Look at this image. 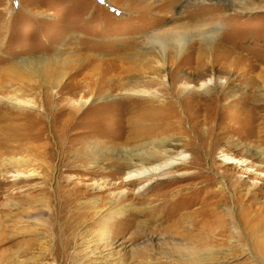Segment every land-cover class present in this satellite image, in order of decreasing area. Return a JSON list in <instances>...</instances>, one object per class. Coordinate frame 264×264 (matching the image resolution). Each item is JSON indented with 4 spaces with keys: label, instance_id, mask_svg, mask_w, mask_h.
<instances>
[{
    "label": "rangeland",
    "instance_id": "1",
    "mask_svg": "<svg viewBox=\"0 0 264 264\" xmlns=\"http://www.w3.org/2000/svg\"><path fill=\"white\" fill-rule=\"evenodd\" d=\"M227 1L0 0V233L5 242L0 246L1 264L9 259L13 264H182L169 255L173 243H181L172 236L186 233L188 215L194 218L201 207L207 183L216 191L212 210L225 221L216 223V257L209 263L264 264V234H253L239 222L240 206L246 204L264 221V182L218 160L220 148L231 142L264 153V9L234 13L226 10ZM212 15L219 31L208 55L221 62L240 61L242 70L252 66L246 79L234 81L237 88L246 89L244 94L239 90L235 103L198 90L206 77H192L197 74L191 66L200 48L197 39L189 42L193 52L186 51L178 62L169 55L179 28ZM150 36L171 46L163 58L157 45L147 43ZM152 58L167 65L166 78L160 76L156 83L149 77L157 70L146 65ZM219 74L237 78L239 71ZM135 82L157 92L162 101L154 104L157 111L146 97L126 95ZM185 83L190 85L187 91ZM209 107L207 124L200 110ZM150 131L154 132L147 136ZM151 140L182 142L186 162L196 161V169L176 167L170 177L149 182L140 191L141 184L123 182L122 169L107 161L110 150L104 147L134 151L141 141ZM234 151L232 156L239 158L240 151ZM100 157L105 160L103 169L92 164ZM14 160L22 161L18 172L23 178L12 182L8 176L14 167L7 175L4 168ZM198 171L200 180L186 179ZM241 175V186H236L234 179ZM251 183L252 196H243ZM110 205L127 212L112 225V246H96L97 255L91 257L84 241L95 240V222ZM6 222H11L12 232L4 227ZM41 222L46 232H35ZM70 222L69 257L62 261L59 251ZM17 229L30 230L15 235ZM41 237L49 241L44 245L50 249L48 256L11 260L9 253L20 243ZM40 252L34 251V256Z\"/></svg>",
    "mask_w": 264,
    "mask_h": 264
},
{
    "label": "bare ground",
    "instance_id": "2",
    "mask_svg": "<svg viewBox=\"0 0 264 264\" xmlns=\"http://www.w3.org/2000/svg\"><path fill=\"white\" fill-rule=\"evenodd\" d=\"M185 1L187 4H189L193 0H185ZM197 1H204V0H197ZM227 2L228 3H225L226 8H228L226 10L230 11V12L233 11L234 13L237 12V13L242 14V13H248V12H253V11H258V10L264 9V4H261L258 1L256 2V0H237V1H227ZM186 6H188V5H186ZM224 9H225V7H224ZM195 16H196V14H195ZM200 18H202V17H200ZM218 20H220V18H218ZM218 26H219V22L216 23V15L215 16L212 15L206 19L197 20L196 22H194V24L191 23L190 25H183L181 28H179V30L181 29V34H178V33L176 34L175 29H174L173 33H175L176 35L174 34L175 36L172 38L174 40L173 45H172L173 48L171 50H169V55H173L174 60L176 62H178L177 61L178 58L183 53H185L186 51H188L189 53L193 52L192 48H194V47L190 48L189 44L191 43L190 41H192L193 39H197L199 44H200V48L197 49L198 51L196 50V52H197L196 53L197 54L196 61L191 65V66H193V68H192L193 71L197 74H195L196 76H192V77H193V79H197V78L202 79V78L206 77V80H204V79H203L204 81L201 80L200 88L198 90H203V93H205V94H207V93L211 94L212 92H215V93H217V95H219V97L226 96V98L228 99L227 103L229 104L231 102H234L236 100V98H238L239 90H241L242 92L244 90H246L245 88H237V86L234 85V81L237 79H243V80L246 79V76L249 74V72H250L249 70L252 68V66H250V69L242 70V69H240V67L242 65V63H240V61H232V62L223 61V62H221V61H216V57L214 58L213 55H211V53H210V55H208L209 52L211 51L212 45L214 44V41L216 39V34L219 31ZM182 32H184V33L182 34ZM160 39L161 38L157 39L156 36H150L147 38V41H148L147 43L151 44L153 47H154V44L157 45L161 51L159 53L160 58H163L164 56H162V55H165L166 49L170 48L171 46L166 45L165 42L161 41ZM162 51H164V52H162ZM152 61H153V58H152V60H146V65L149 64L148 66H149L151 71L157 70V73H155V72L150 73L151 77H149L151 79V83L152 82L156 83V81L159 82V80L161 78L160 76H163L164 78H166V75L168 74V73H166L167 72V65L164 64L163 61H162L163 63L162 62L159 63L157 60H156V62H152ZM140 63H138L139 66H142ZM177 64H180V62L176 63V65ZM228 69L230 71L238 70L239 71V75H237L238 77L235 78L234 76H232L230 74H227L224 77L220 76L219 71H221V70L228 71ZM250 74H251V72H250ZM167 79H169L168 76H167ZM148 82H150V81H148ZM189 86H190L189 84L185 83L183 85L184 91H187ZM263 91H264V89H263ZM263 91L261 92V95L264 96ZM242 92H241V94H244V92L243 93ZM125 93H127L126 95H128V96H135V97L143 96L144 98L146 97L148 99V101L151 102L150 107L154 111H157V107H155L154 104H159V103L161 104V102H162V101H160V97L158 96L157 92L149 91L145 88H139L137 86L136 82L134 84H132L127 90H125ZM207 101L209 103H213L212 100L207 99ZM203 102L206 103L205 101H203ZM19 104H20V102H18V105ZM83 105L84 104L81 103L79 106L83 107ZM206 106H207V104H206ZM199 110H196L197 113H199ZM208 110L210 111L211 108L210 109L204 108V110H200L202 113V115H200L202 118V120H201L202 122H206V123L210 122V119H209L210 115H209V112H207ZM158 111H159V109H158ZM162 111H164V110H162ZM210 113H211V111H210ZM166 114H168V113H166ZM242 114H244V112H242ZM156 117H158V116H156ZM207 120H209V121H207ZM193 122H195V121H193ZM170 123H172V122H170ZM196 123H197V125L200 124L199 121H196ZM154 131L148 132L147 136H149ZM140 143H141V146L134 151H129L125 148H108L107 146L104 147L105 151L110 150V153L108 154L107 161L111 160L113 163H115V165L119 166L120 170L122 169L120 171L122 173V181L127 182L128 184L138 183L139 185L140 184L142 185L140 188H138V191L143 190L144 187L148 186L149 182H152L155 180H160L161 178H165V177H170L171 171L176 167H179V166L186 164V166L187 165L189 166L188 168L194 169V167H195V169H196V166H195L196 161L194 162V160L192 159L188 163L186 162L187 157L185 156L186 153L184 152L186 147L180 141L172 140V141H165V142L164 141L163 142L162 141L157 142V141L151 140V141H145V142L141 141ZM227 145L228 146H226V147H221V148L218 147L221 149L219 151V158H218V160L221 162V164H223L225 166L232 165L234 168H238L240 170V174H242V175L244 174L247 176H256L260 182H261V180H263V182H264V153L260 152L258 150L257 151L259 153H257L256 151L252 153L251 152L252 149L250 148V146L248 148L241 147V146L239 147V146H237V144H233L232 142L228 143ZM187 147H189V146H187ZM210 148H212L211 144L209 145V149ZM209 149H208V152H210ZM234 149L235 150L237 149V151H240L239 152L240 153L239 158L232 156V152H235ZM211 151L213 152V150H211ZM114 152H115V154H113ZM251 158H257L259 160V162L256 163V161L254 160L255 161L254 162ZM104 161L105 160H103L102 157H100V158H97L96 161H92V164L94 167H98V168L100 167V169H103V167L105 166ZM210 162H212V161H210ZM9 163H10V165H8V168H4V171H5V174L7 175V173H8L7 169H11L14 167V170L12 171L13 175L11 174L10 176H8V178H12V182H14L17 179L22 177V172L21 173L18 172V166H20L22 164V161L21 160H14V162L9 161ZM201 167H202V165H201ZM197 170H198V168H197ZM224 173H226V172L224 171ZM198 174H199V171L195 172L191 175L186 176V179H189V181H192V182H195V180H200L202 177ZM242 175L240 177H237L234 179L236 186H239V185L241 186V183H242L241 178H243ZM203 180H201V181H203ZM257 181H254V182H257ZM254 184L251 183V186L249 188L247 187L246 193L243 196H246V195L248 197L252 196L250 194V192H251V189L254 187L253 186ZM211 185H212V183H207L206 185L203 186L206 189H208V191H205L206 197L205 198L203 197L204 199L201 198V200H200V206L201 207L198 209V211L194 212L195 217L192 218L193 213L188 215V218L190 219L191 223L187 226L186 233L175 232L172 236V238L174 240L178 239L179 241H181V243H177V242L173 243L174 246H173V248H171L169 250L170 251L169 255L171 257L175 258L178 262L181 261L180 263H182V264H210L209 262L214 261V259L216 257V223L219 226H221L223 224V222H225V221L223 220L222 217L217 216L216 213H214L212 210L214 203H216V191H214L212 189L210 190V188L212 187ZM221 185H222V183H221ZM198 191H200V190H198ZM201 193L204 194L203 191ZM122 194H124V193H122ZM119 196H120V194H119ZM89 203L92 207H94L96 205V201H90ZM111 205H113V203H111ZM111 205H110V210L107 211L104 214V216H101L99 218L98 222H95L96 228H95V231L93 234V237H95L94 238L95 240L93 241L91 239L89 242L84 241L85 246H86V247L85 246L84 247L86 250H88L87 253L92 255L91 257H95L97 255L96 249H98V248H96V246H98V245L99 246L103 245L104 247H111L112 246V244H113L112 243L113 234L111 231L112 227H113L112 225L117 224V222H115V220L117 218H120V216L122 214L127 212L125 210L126 209L125 207L113 208V206H111ZM237 205H239V204H237ZM240 207L243 211L240 210L241 212L239 214V222L244 223L247 230H249L253 234L256 232H260V233L264 234V221L262 222L263 224L260 222L261 221L260 219H262L261 218L262 214H260V213L258 214L257 210L252 212L253 206L251 204H248V205L246 204L245 206H240ZM263 207L264 206H262V208ZM95 208H97V207H95ZM260 209L261 208H259V210ZM251 213H252V215H251ZM133 218L134 217H132L131 221L134 220ZM128 221H130V220H128ZM257 222L260 225L256 224ZM7 223H8V226L5 225L4 227L5 228L9 227L8 230L10 232H12L13 226H11V224H10L11 222H6V224ZM78 223L80 224V222H78ZM72 226H73V222H70V224L68 226H66V228H65V235H64V238L62 240V248L60 247V250L62 251V253H60V251H59V254L62 257V261L63 260L66 261V259L69 257V255L67 254V250L69 249V246H70V243H69L70 240L68 238V235L69 236L72 235ZM1 227L2 226H0V228ZM46 228L47 227L45 226V223L41 222V224H38L35 226V232H39V231L40 232H46V230H47ZM29 230L30 229H24V230L23 229H20V230L17 229V230H14L13 233L15 235H23L25 233V231H29ZM219 235H220V233H219ZM33 236H35V235L32 234L31 237H33ZM73 238H74V236H73ZM36 241L26 240V241H23L22 244L20 243V245H19L20 247L17 248L16 251L9 253V255L11 256V260L13 261L14 258L17 256H22V257L23 256H25V257L31 256L32 259H38L41 257L48 256L47 253L50 252V249H47V247L44 245H47L49 241L42 239V237L40 240L37 239ZM80 241H81V239H80ZM4 244H5V242L2 240L1 233H0V246H2ZM38 246H41L42 248L39 249ZM34 251H37V252L41 251V252L38 254V256H34ZM108 255H111V253L106 254V256H108ZM108 258H109V256H108ZM111 261H112L111 264H115V263H113L114 262L113 260H111ZM10 262L11 261L9 259V261H6V264H13V262H11V263ZM20 263H22V261L19 262V264ZM0 264H1V262H0ZM117 264H120V263H117Z\"/></svg>",
    "mask_w": 264,
    "mask_h": 264
}]
</instances>
